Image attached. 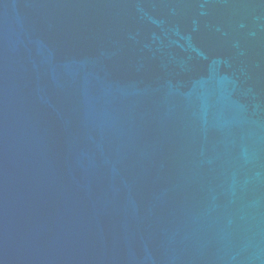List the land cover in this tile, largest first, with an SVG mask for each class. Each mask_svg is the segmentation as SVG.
Masks as SVG:
<instances>
[{
  "label": "water",
  "instance_id": "water-1",
  "mask_svg": "<svg viewBox=\"0 0 264 264\" xmlns=\"http://www.w3.org/2000/svg\"><path fill=\"white\" fill-rule=\"evenodd\" d=\"M0 264H264V0H0Z\"/></svg>",
  "mask_w": 264,
  "mask_h": 264
}]
</instances>
